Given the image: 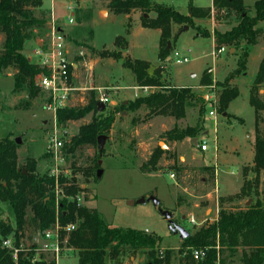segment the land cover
I'll list each match as a JSON object with an SVG mask.
<instances>
[{
    "label": "rangeland",
    "instance_id": "rangeland-1",
    "mask_svg": "<svg viewBox=\"0 0 264 264\" xmlns=\"http://www.w3.org/2000/svg\"><path fill=\"white\" fill-rule=\"evenodd\" d=\"M152 1L172 6L182 14L188 13L189 2L200 7L211 5V0ZM254 1L243 0L250 15L254 14ZM68 3L75 5L74 21L71 24L65 19ZM51 4L55 20L64 29L71 53L77 51L91 53V57L86 59V62L93 65L92 76L87 81L82 71L81 84L87 85L92 82L95 86L115 87L106 90L115 103L108 106L106 113L123 101L134 99V93L147 94L150 88H154L149 87L145 92L140 88L133 89L135 85L133 73L122 66L121 60L98 56L102 49H116L114 41L117 35L124 36L128 42L122 54L148 61L149 73H153L155 69L161 70L165 85L188 86L199 96L193 106L186 108L185 117L178 120L162 116L143 120L142 110L114 112L110 129L107 133H102L106 138L101 153L97 145L83 146L76 150L73 157L67 158L62 149L64 162L58 167L59 180H63V185L75 184L83 189L76 194L81 197L83 205L96 208L111 226L141 229L147 231L146 233L157 235L160 237L158 256L161 257L165 249H171L169 264H181L179 248L182 240L168 229L167 221L160 210L171 211L173 220L192 235L202 226L214 221L221 197H234L245 179L252 182L250 191L238 198L224 201L225 207L231 209L244 207L247 201L250 200V203L256 201L264 192L262 172L256 184L254 182L256 175L249 170L254 154L255 120L254 109L248 101L249 87L264 55V38L260 39L258 44L249 47L246 70L231 80V84L238 87L237 97L228 104L225 113L218 112L216 108V116L212 117L209 115L211 86L209 83L200 84L201 75L206 69L211 85L214 81L221 82L230 71L235 69L240 50L234 53V49L231 51L227 49L212 58L213 47L210 36L197 35L195 27L198 26L209 32L214 28L224 30L234 23L233 16L194 19L193 27L187 24L182 26L174 24L173 39L169 41L171 47L169 54L159 60L160 31L140 25L141 11H133L126 17L111 12L103 0H42V5L34 9V14L43 15L46 23L42 28L31 31L23 49L25 56L34 63L38 60L35 52L44 43L51 25L49 21ZM153 15V12L144 14L146 17ZM126 25L129 27L128 35ZM258 27L264 31V20L259 22ZM2 41L3 35L0 33V50ZM175 53L179 57H187L188 60L176 64ZM12 72L11 69H6L0 74V139L8 137L14 141L16 137H20V143H15L18 164L24 166L27 158H33L36 161L35 171L38 174L51 176L53 164L48 157L46 144L53 128V114L44 106L42 93L29 100L25 90L13 92ZM259 93L264 101L263 87ZM87 96L86 101L76 108L87 106ZM200 106L203 107L201 112L198 111ZM91 114L92 112H89L83 118L68 120L65 124L57 123L56 119L63 147L77 133L81 125L90 121ZM197 123L201 125V131L197 135V146L192 144L189 137L175 142L167 140L165 143L163 136L165 131L174 126L184 128ZM259 128L264 134V111L261 113ZM202 141L207 142L208 150H200L199 144ZM160 142H164L167 148H160ZM155 148L170 151L161 156L156 168L151 169L145 163ZM170 153L172 157L169 156ZM98 159L101 160V165L96 168H100L102 172L94 181L92 176L87 178L79 169L93 165V161ZM173 164L175 167H172ZM211 166L215 169L213 177L215 179L209 175V169L204 168ZM170 173H174L173 178L170 177ZM61 190L63 198L64 188ZM49 193L54 197L53 185ZM153 193L159 200L158 205L150 199ZM142 197L145 202L138 201ZM191 218L194 219L193 222ZM0 219L15 227L9 204L1 200ZM7 236L12 245L19 248L14 257L12 250L3 245V241L7 238H2V246L11 251L14 262L18 258L19 251L30 245H35L33 259L53 258L48 251L36 249L42 242V234L30 225L27 226L18 245L15 244L13 231ZM67 247L70 249H64L55 264H79L77 250L68 245ZM239 255L240 252L232 258L227 256L226 264H241ZM130 257L132 256L129 252H125L120 257L121 264H132ZM133 257L136 258L135 264L142 263L145 259V255L141 252H137ZM106 264L117 263L107 258Z\"/></svg>",
    "mask_w": 264,
    "mask_h": 264
},
{
    "label": "trees",
    "instance_id": "trees-1",
    "mask_svg": "<svg viewBox=\"0 0 264 264\" xmlns=\"http://www.w3.org/2000/svg\"><path fill=\"white\" fill-rule=\"evenodd\" d=\"M103 1L115 14L129 15L133 11H141L140 25L159 29V60L169 54L171 47L170 45L168 47V43L173 39L174 24L181 26L187 24L193 27L194 19L233 16L234 23L229 28L224 30L214 28L212 31L215 49L224 46L227 49L233 48L234 53L240 50L235 69L230 71L221 82L214 81L217 111L226 112L228 104L239 93L238 87L232 85L230 81L246 70L249 47L258 44V41L264 38L263 29L258 27L259 22L264 20V0L254 1L252 15L248 13L243 0H212L211 7L194 6L192 2H189L187 14L152 0ZM41 5L42 0H0V33L3 35L0 74H3L6 69H11L14 81L13 92L25 90L29 100L39 93L44 95V92L36 85V77L45 69L31 62L23 53L25 41L30 37L31 31L42 28L46 23L43 15L34 14V9ZM149 12H153L154 15L144 16ZM195 28L197 35L210 36L209 31L202 30L198 26ZM126 34H129V27L126 28ZM114 44L116 49H102L98 56L121 60L122 66L133 73L135 85L150 86L154 89L145 95L112 107L107 113L108 106L102 111L97 110L92 92L87 106L59 109L56 113L59 124L83 118L87 113L92 112L90 121L81 125L70 141L65 143L63 149L67 158L73 157L76 150L83 146L97 145V137L110 129L114 112L142 110L144 111L143 120L158 115L178 120L185 117L186 108L193 106L199 98L188 86L165 85L161 70L155 69L153 73H149L148 61L123 55L122 50L128 44L124 36L117 35ZM207 83L211 85L212 82L205 69L201 75L200 84ZM262 87L264 88V55L260 59L248 91V101L254 109L255 120L254 154L249 170L255 173L256 184L259 174L262 172L264 175V134L259 128L261 113L264 111V101L259 93ZM202 110L203 107L200 106L198 111ZM200 131L201 125L198 123L184 128L174 126L165 131L163 136L167 143V140L179 141L185 137L192 139L197 137ZM14 141L8 137L0 139V200L9 204L15 224L13 228L12 225L0 219V264H55L54 258L33 261L35 245L20 250L15 262L11 251L2 246L3 239L7 238L12 231L15 244L18 245L28 225L42 233L49 229L55 220V202L53 195L49 193L53 185V177L38 174L35 171L36 161L33 158H27L24 166H20L17 162V145ZM169 151V149L155 148L145 164H148L151 169L156 168L161 156L168 154ZM96 167L98 164L94 160L93 165L79 170H82L87 178L92 176L95 181ZM172 167H175V164ZM204 168L209 169V175L213 178L215 169L212 166ZM59 184L65 192V197L58 204L59 220L62 224L76 222V228L68 234L67 245L77 250L79 264H106L107 258L121 264L120 257L125 252H129L131 256H135L137 252L143 253L145 259L139 264L170 263L171 249H165L163 255L158 256L160 237L141 229L111 226L96 208L78 203L76 194L83 189L81 190L75 184L63 185L62 179L59 180ZM251 188L252 182L245 179L234 197H221L218 214L214 221L202 226L181 241L179 248L181 264H226L227 256L232 258L239 252L241 264H264V192L260 194L259 199L244 207L231 209L223 204L226 200L245 195ZM190 248L204 249L205 254L200 259H194ZM226 252L227 255H225Z\"/></svg>",
    "mask_w": 264,
    "mask_h": 264
},
{
    "label": "built area",
    "instance_id": "built-area-1",
    "mask_svg": "<svg viewBox=\"0 0 264 264\" xmlns=\"http://www.w3.org/2000/svg\"><path fill=\"white\" fill-rule=\"evenodd\" d=\"M49 15L51 25L48 28L44 43L36 50L35 54H37L38 57L36 64L45 69L44 72H40L36 77V85L44 92V106L53 114V128L48 135L46 151L53 164L50 175L53 177L55 220L49 229L41 233L42 242H40L39 247L36 249L48 251L56 261L64 249H70L67 247V237L68 234L76 228V222L62 224L59 220L60 209L58 204L59 198L61 200L63 193L61 190L62 187L59 184L58 167L64 162V157L62 155L63 142L60 138L56 123V113L59 109L76 107L79 104H83L86 101V95H88L87 99L89 101L91 92L93 93V98L96 103L101 102L105 107L109 106L112 104V99L109 97L106 90L113 89V87L95 86L91 83L82 85L81 82L78 83L80 75H78L77 72L81 69L85 73L84 79L88 81L92 76L93 65H89L88 62H86V59H89L86 52L77 51L74 54L71 53V47L66 41L64 29L62 25L58 24L55 20L52 5ZM74 15L75 5L68 3L65 13L66 21L70 24L73 23ZM225 50H227V48L224 46L219 49L213 48L211 51L212 58H215L220 52ZM187 60V57H179L177 53H175L174 62L176 64L186 62ZM211 71L212 70L209 68V72ZM210 86L209 105L211 109L209 110V115L215 117L217 113L215 85L213 84ZM149 87L150 86H140V89L145 92ZM150 89L149 92L154 88ZM199 148L201 151L208 150L209 145L206 141H202L199 144ZM169 175L171 178L174 177V173H170ZM75 198L78 203L82 204L79 195ZM190 220L193 222L194 219L191 218ZM3 245L10 248L13 256L16 257L19 248L13 246L10 239H5ZM190 249L194 259H200L205 254L204 249ZM34 260L35 259H33V261Z\"/></svg>",
    "mask_w": 264,
    "mask_h": 264
},
{
    "label": "water",
    "instance_id": "water-1",
    "mask_svg": "<svg viewBox=\"0 0 264 264\" xmlns=\"http://www.w3.org/2000/svg\"><path fill=\"white\" fill-rule=\"evenodd\" d=\"M185 28H187V26H185ZM170 43H168V47H169ZM233 50V48H232ZM96 107H97V110L98 111H102L104 110L105 108V105L101 102H97L96 103ZM105 138L106 136L101 134L97 137V147H98V150L99 152L101 153L102 149H103V146H104V141H105ZM15 143L18 144L20 143V137H16L15 139ZM191 142L194 146H197V137H194L191 139ZM159 147L163 149V147H166V144L164 142H160L159 144ZM97 164L98 166L101 165V160L98 159L97 161ZM101 169L98 168L97 169V172H96V176L99 178L101 176ZM150 199L153 201V203L155 205H158L159 204V200L156 198L155 196V193H153L151 196H150ZM139 202H145V199L142 197L138 200ZM250 203V200L247 201L246 205H248ZM160 213L161 215L163 216V218L167 221V225H168V229L177 234L179 236V239L180 240H183L185 239L186 237H188L190 234L189 232L184 228L182 227L181 225L177 224L174 220H173V215L171 213V211L169 210H160Z\"/></svg>",
    "mask_w": 264,
    "mask_h": 264
},
{
    "label": "crops",
    "instance_id": "crops-1",
    "mask_svg": "<svg viewBox=\"0 0 264 264\" xmlns=\"http://www.w3.org/2000/svg\"><path fill=\"white\" fill-rule=\"evenodd\" d=\"M52 5V4H51ZM212 6V0H211V5L210 6H207V7H211ZM51 7V6H50ZM100 12H101V10H100ZM126 17L128 16V15H125ZM212 31H213V29H212ZM212 31L210 32V39H211V41H212V47L214 48V44H213V37H212ZM232 50V48L231 49H228V51H231ZM123 55H125V54H123ZM87 57L89 58V57H91V53L90 52H87ZM80 71V72H79ZM78 72H77V74L78 75H80L79 76V78H78V83H80L81 82V74H82V70L80 69ZM230 83H231V81H230ZM87 84H90V83H87ZM91 84H92V82H91ZM134 84H135V81H134ZM103 86V85H102ZM107 87H113V88H115L114 86H112V85H107ZM140 88V86H137V85H134L133 86V89H136V90H138ZM140 95H145V94H143V93H134V96L135 97H137V96H140ZM123 102H126V101H123ZM113 104H115L114 102H113V100H112V104L111 105H113ZM186 114V113H185ZM224 115V114H223ZM161 115H158V116H154V117H160ZM162 117H165V116H162ZM191 140V139H190ZM175 142V141H174ZM175 145L176 144H174L173 145V147H175ZM169 146V149H170V144L168 145ZM168 150V149H167ZM215 179V178H214ZM130 260H132V264H135V261H136V258L134 259V257L132 256V257H130Z\"/></svg>",
    "mask_w": 264,
    "mask_h": 264
}]
</instances>
